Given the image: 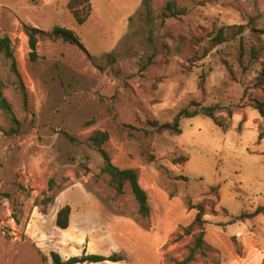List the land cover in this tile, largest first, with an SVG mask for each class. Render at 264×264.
Listing matches in <instances>:
<instances>
[{
    "label": "rangeland",
    "instance_id": "1",
    "mask_svg": "<svg viewBox=\"0 0 264 264\" xmlns=\"http://www.w3.org/2000/svg\"><path fill=\"white\" fill-rule=\"evenodd\" d=\"M68 1L0 0V36L10 37L20 74L0 52L3 94L19 121L12 132L0 109V264H54L53 252L62 260L123 257L79 264H175L193 244L183 227L201 201L239 255L253 237L245 232H257L253 249H262L264 264V212L244 216L264 206V120L255 108L264 103L256 82L264 35L247 28L207 55L200 40L212 27L264 15V0H90L82 25ZM169 2L180 13L170 16ZM263 24L261 17L256 29ZM23 25L71 29L83 49L45 36L31 61ZM192 102L231 109L229 130L204 115L181 119L180 135L155 130L154 122H171ZM94 130L108 133L102 147L115 165L137 171L149 217L138 213L128 185L117 195L100 172L102 157L86 141ZM65 205L69 226L60 229ZM191 264H221L219 250Z\"/></svg>",
    "mask_w": 264,
    "mask_h": 264
},
{
    "label": "trees",
    "instance_id": "2",
    "mask_svg": "<svg viewBox=\"0 0 264 264\" xmlns=\"http://www.w3.org/2000/svg\"><path fill=\"white\" fill-rule=\"evenodd\" d=\"M36 2L38 0H30ZM67 8L69 9L71 15L77 24L82 25L88 19L91 14L92 4L90 0H69L67 3ZM174 2L167 3V9L170 12V16H175L179 11H175ZM180 13V12H179ZM184 13V11H181ZM264 19V15L249 16L247 23H235L230 25H222L212 27L200 40H205L203 45V54L207 55L217 46L233 41L240 38L243 32L247 28L252 30H258L260 34L264 35V24L260 29H256L257 20L259 18ZM23 32L27 37V43L29 47L28 57L31 61H36L39 57L38 55V43L45 37L49 36L55 40L61 39L62 42L77 45L83 49V45L80 43L79 39L75 33L68 28L55 26L50 32H46L37 27L23 25ZM0 52L3 53L4 57L10 61L11 71L18 77H20L16 59L14 57V51L12 47V41L9 36H0ZM254 58H258L259 53L255 50L250 51ZM243 51L241 50V55ZM257 85H264V57L260 61V69L258 76L256 77ZM24 89V87L22 86ZM24 106H26V93H24ZM255 108L258 110L260 116L264 120V103H256ZM0 109L3 110L10 118L15 128H11V131L16 133L18 131L19 121L14 114L12 105L8 101L7 97L3 94L1 82H0ZM226 111V115H220V112ZM196 115H204L209 117L214 124H216L223 132H227L230 128V118L232 116V110L227 107H222L220 105H200L196 102H192L190 106L180 109L171 122H165L158 124L154 122V128L159 133L168 132L173 135H180L182 133L180 127V121L183 118H189ZM264 138V133L260 132L258 134V139ZM109 139V135L106 131L94 130L87 137L86 141L94 146L102 157V165L100 167V172L108 176V183L112 186L117 195L124 194L125 185H128L133 195L138 213L142 217H149L151 215V206L146 190L141 186L139 182V175L137 171L133 168H120L115 165L108 154L107 151L103 149V145ZM184 159H182L183 161ZM179 163V162H177ZM190 208L196 210L193 220L185 227H183V235H192L193 244L189 247V253L180 261H175V264H191L197 254H203L206 249L212 246L207 242L205 238V226L208 223L205 219L207 213V203L205 201L198 202L195 205H191ZM264 210L263 207H258L253 212L247 213L246 217L252 218L258 215ZM71 209L69 205L63 206L57 212L55 225L60 229H66L69 226V215ZM52 260L54 264H79V263H99L104 261L119 262L123 260V257L118 253H113L109 256H104L101 254L83 253L80 256H71L66 260H62L58 253H52Z\"/></svg>",
    "mask_w": 264,
    "mask_h": 264
},
{
    "label": "crops",
    "instance_id": "3",
    "mask_svg": "<svg viewBox=\"0 0 264 264\" xmlns=\"http://www.w3.org/2000/svg\"><path fill=\"white\" fill-rule=\"evenodd\" d=\"M264 212V210L262 211ZM261 213V212H260ZM210 216V214H206L205 218L207 220V222H209V227H207L205 229V238L207 240V242L211 245L216 247L219 250V255L221 258V264H223V262L228 259L229 261H231V263L233 264H257L258 263V255L259 252L262 251V249H258L255 250L253 249L255 247L256 244H260V239L258 237L257 232H255L254 234V230H252L251 228L249 230H247L245 233H252V239L249 241H245L244 243L247 245L244 247V251L242 253V255H239L233 245H231L230 241L228 240L227 236H224L218 229L216 226V223H220V222H216V223H212L210 222V220L208 219ZM259 214L256 215L255 217L249 218L252 220H258ZM240 232L241 231H237ZM236 232V233H237ZM235 233V234H236ZM250 246V247H248Z\"/></svg>",
    "mask_w": 264,
    "mask_h": 264
},
{
    "label": "built area",
    "instance_id": "4",
    "mask_svg": "<svg viewBox=\"0 0 264 264\" xmlns=\"http://www.w3.org/2000/svg\"><path fill=\"white\" fill-rule=\"evenodd\" d=\"M239 235H240V233H239Z\"/></svg>",
    "mask_w": 264,
    "mask_h": 264
}]
</instances>
